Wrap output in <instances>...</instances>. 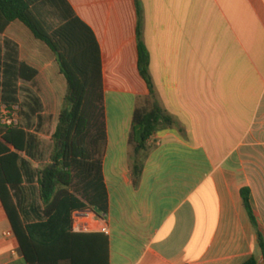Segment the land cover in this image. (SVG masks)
Masks as SVG:
<instances>
[{
    "label": "crops",
    "instance_id": "0c3cea01",
    "mask_svg": "<svg viewBox=\"0 0 264 264\" xmlns=\"http://www.w3.org/2000/svg\"><path fill=\"white\" fill-rule=\"evenodd\" d=\"M67 2L102 52L110 264H244L253 255L262 264L264 0ZM139 24L156 98L175 122L150 138L135 184L132 121L138 99L151 94L138 66ZM22 62L38 70L30 81L19 76ZM110 66L116 82L108 81ZM66 93L50 47L20 21L0 33V107L22 108L28 133L23 183L12 191L26 223L45 218L39 172L51 162ZM244 188L256 224L244 208ZM0 264H26L1 201Z\"/></svg>",
    "mask_w": 264,
    "mask_h": 264
},
{
    "label": "trees",
    "instance_id": "16d2710c",
    "mask_svg": "<svg viewBox=\"0 0 264 264\" xmlns=\"http://www.w3.org/2000/svg\"><path fill=\"white\" fill-rule=\"evenodd\" d=\"M44 5L62 19L55 29H50L43 18ZM15 21L23 23L56 53L67 81V93L53 134L51 162L39 172V196L45 217L41 221L26 223L12 192L23 183L20 153L27 147L28 133L22 126H1L0 201L19 251L26 264H110L108 235L72 229V214L76 210L108 212L103 172L108 131L100 44L93 29L76 15L67 0H0V33ZM137 35L138 66L151 94L138 99L132 121L129 145L135 184L141 179L150 138L161 125L175 122L156 98L149 74L150 54L140 24ZM37 73L31 65L20 64L22 79L30 81ZM250 193L249 188L242 189L243 205L256 224ZM258 240L264 250L261 233ZM244 264L260 262L253 255Z\"/></svg>",
    "mask_w": 264,
    "mask_h": 264
},
{
    "label": "built area",
    "instance_id": "2783aa9c",
    "mask_svg": "<svg viewBox=\"0 0 264 264\" xmlns=\"http://www.w3.org/2000/svg\"><path fill=\"white\" fill-rule=\"evenodd\" d=\"M0 125L4 128L20 126L19 107L2 104L0 107ZM107 213H96L92 209L76 210L72 214V229L75 232L101 231L109 233L104 223Z\"/></svg>",
    "mask_w": 264,
    "mask_h": 264
},
{
    "label": "rangeland",
    "instance_id": "374dc122",
    "mask_svg": "<svg viewBox=\"0 0 264 264\" xmlns=\"http://www.w3.org/2000/svg\"><path fill=\"white\" fill-rule=\"evenodd\" d=\"M43 15H44L43 18L46 21V24L48 25V27H56L62 22V19L59 16V14L56 11H53L47 5L43 6ZM106 75L108 77V81L109 82H116V78H115V75H113L111 66L107 68ZM23 112H24V110L21 108V110H20V120H21L22 124L25 123L23 121V119H21V115H23Z\"/></svg>",
    "mask_w": 264,
    "mask_h": 264
}]
</instances>
